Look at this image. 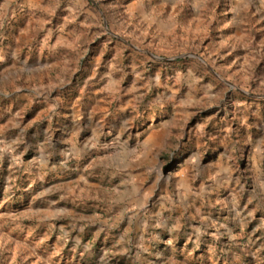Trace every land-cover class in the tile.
Returning a JSON list of instances; mask_svg holds the SVG:
<instances>
[{
    "label": "rangeland",
    "instance_id": "1",
    "mask_svg": "<svg viewBox=\"0 0 264 264\" xmlns=\"http://www.w3.org/2000/svg\"><path fill=\"white\" fill-rule=\"evenodd\" d=\"M0 264H264V0H0Z\"/></svg>",
    "mask_w": 264,
    "mask_h": 264
}]
</instances>
